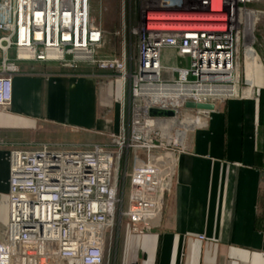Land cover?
<instances>
[{"label":"built area","instance_id":"obj_1","mask_svg":"<svg viewBox=\"0 0 264 264\" xmlns=\"http://www.w3.org/2000/svg\"><path fill=\"white\" fill-rule=\"evenodd\" d=\"M136 1L140 13L129 29L121 0L113 33L119 51L103 56L107 32L93 17L92 0H0V110L11 106L21 63L51 62L73 71L86 64L121 87V121L108 144L8 150L0 264H112L123 190L127 199L119 214L133 234L160 225L177 156L210 112L185 104L254 96L241 74L257 57L259 13L248 8L255 0ZM165 50L185 63L163 78Z\"/></svg>","mask_w":264,"mask_h":264},{"label":"crops","instance_id":"obj_2","mask_svg":"<svg viewBox=\"0 0 264 264\" xmlns=\"http://www.w3.org/2000/svg\"><path fill=\"white\" fill-rule=\"evenodd\" d=\"M20 67L11 106L0 110V229L8 222L11 146L106 145L121 121L120 83L107 73L86 64ZM247 77L254 96L215 102L178 155L159 227L138 235L128 226L114 264H264V74L256 83L253 71Z\"/></svg>","mask_w":264,"mask_h":264},{"label":"rangeland","instance_id":"obj_3","mask_svg":"<svg viewBox=\"0 0 264 264\" xmlns=\"http://www.w3.org/2000/svg\"><path fill=\"white\" fill-rule=\"evenodd\" d=\"M121 6V0H92L93 7V17L96 20L102 22L106 30V47L100 53L103 56H115L119 51L117 38L113 35L114 32L119 27V8ZM263 4L261 0H255L248 5V8L252 10H256L259 13L257 25L255 29V50L257 52V57L255 58L254 65L249 63L244 66L242 70V80H244L245 76H251L252 71L254 72V80L255 83L260 80V77L264 74V26H261V21L263 20L262 14ZM139 8L137 6L136 0H126V18H127V26L129 29H132L137 25L138 17H139ZM135 39H131L132 45L134 44ZM133 49V48H132ZM179 62H184L185 60L177 57L172 51L165 50L162 53V64L164 66V70L162 72V77L165 78L168 76V69H171L177 65ZM187 66V65H186ZM135 68V65L133 66ZM115 78L114 76H108L107 80ZM243 86V81H242ZM252 86V85H251ZM254 90V88L252 89ZM251 91V90H249ZM178 158V156H177ZM125 184V180L123 181ZM120 204L119 210L124 209L126 204V193L123 190L120 195ZM116 213V217L114 220V225L112 229V240H111V255H112V264H114V254L118 247L119 239L122 236L123 232L129 226L127 219L119 214V211Z\"/></svg>","mask_w":264,"mask_h":264},{"label":"water","instance_id":"obj_4","mask_svg":"<svg viewBox=\"0 0 264 264\" xmlns=\"http://www.w3.org/2000/svg\"><path fill=\"white\" fill-rule=\"evenodd\" d=\"M186 108L196 109V110H204V111H213L215 106L214 104H195L192 102H188L185 104ZM167 115H173L172 112H168Z\"/></svg>","mask_w":264,"mask_h":264},{"label":"trees","instance_id":"obj_5","mask_svg":"<svg viewBox=\"0 0 264 264\" xmlns=\"http://www.w3.org/2000/svg\"><path fill=\"white\" fill-rule=\"evenodd\" d=\"M263 65H264V63H263ZM263 95H264V91L262 90V91H260V93L258 94V99H259V101H260L259 115L263 112V106H264V104H263V102H262Z\"/></svg>","mask_w":264,"mask_h":264}]
</instances>
